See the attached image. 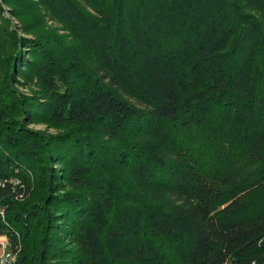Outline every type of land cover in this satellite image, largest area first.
Instances as JSON below:
<instances>
[{
	"label": "trees",
	"instance_id": "obj_1",
	"mask_svg": "<svg viewBox=\"0 0 264 264\" xmlns=\"http://www.w3.org/2000/svg\"><path fill=\"white\" fill-rule=\"evenodd\" d=\"M28 7L0 0L17 264H264V0Z\"/></svg>",
	"mask_w": 264,
	"mask_h": 264
},
{
	"label": "rangeland",
	"instance_id": "obj_2",
	"mask_svg": "<svg viewBox=\"0 0 264 264\" xmlns=\"http://www.w3.org/2000/svg\"><path fill=\"white\" fill-rule=\"evenodd\" d=\"M2 5H3V7L5 9H7V6H5L4 4H2ZM35 7H36V0H31V7H28V9L25 11V14H26V17L25 18L29 22H31V21L32 22H36V18H35L36 17V12L34 10ZM5 15L7 17H10L11 14L9 12H5ZM12 19H13V21L16 22L15 18H12ZM46 25L45 24L42 25V28L51 29V27H53L54 29H56L58 35L64 36V37H68V31H66L60 25H58L56 23H52L51 21H48L46 23ZM19 81H20V84H18L19 86H16V88L18 89V91L21 92V93H23V94H25V95H32V93L34 91V88L33 87H31V88L30 87H25L24 82H22L21 80H19ZM28 128L31 129V130H35V131H43V130L47 129L50 133H54L55 131H57V130H52L50 128L43 127V126H36L34 124L28 125ZM93 134H94V132L91 133V135L89 136V139H91V140L94 141L95 136Z\"/></svg>",
	"mask_w": 264,
	"mask_h": 264
},
{
	"label": "built area",
	"instance_id": "obj_3",
	"mask_svg": "<svg viewBox=\"0 0 264 264\" xmlns=\"http://www.w3.org/2000/svg\"><path fill=\"white\" fill-rule=\"evenodd\" d=\"M21 247L13 245L6 237L0 235V264H17Z\"/></svg>",
	"mask_w": 264,
	"mask_h": 264
}]
</instances>
